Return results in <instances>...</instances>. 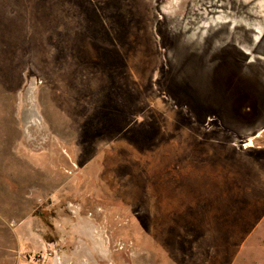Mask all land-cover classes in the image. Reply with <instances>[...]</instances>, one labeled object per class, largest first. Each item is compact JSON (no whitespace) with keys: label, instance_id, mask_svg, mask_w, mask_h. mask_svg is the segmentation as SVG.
Segmentation results:
<instances>
[{"label":"rangeland","instance_id":"1","mask_svg":"<svg viewBox=\"0 0 264 264\" xmlns=\"http://www.w3.org/2000/svg\"><path fill=\"white\" fill-rule=\"evenodd\" d=\"M0 264H264V0H0Z\"/></svg>","mask_w":264,"mask_h":264},{"label":"bare ground","instance_id":"2","mask_svg":"<svg viewBox=\"0 0 264 264\" xmlns=\"http://www.w3.org/2000/svg\"><path fill=\"white\" fill-rule=\"evenodd\" d=\"M252 141H250L249 143H247V146H252Z\"/></svg>","mask_w":264,"mask_h":264}]
</instances>
